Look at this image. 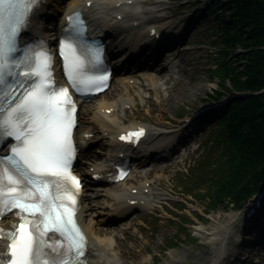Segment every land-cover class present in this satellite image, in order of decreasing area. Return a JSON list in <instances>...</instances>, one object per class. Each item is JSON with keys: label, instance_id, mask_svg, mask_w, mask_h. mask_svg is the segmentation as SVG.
I'll return each instance as SVG.
<instances>
[{"label": "snow or ice", "instance_id": "1", "mask_svg": "<svg viewBox=\"0 0 264 264\" xmlns=\"http://www.w3.org/2000/svg\"><path fill=\"white\" fill-rule=\"evenodd\" d=\"M39 4L0 0V144L12 140L0 153V215L15 210L17 218L0 226L8 241L0 264H86L87 238L75 218L82 185L72 171L77 105L55 82L46 42L20 40ZM66 21L60 47L67 77L77 92L99 91L110 74L87 67L101 61V48L84 43L78 9ZM142 132L129 130L121 139Z\"/></svg>", "mask_w": 264, "mask_h": 264}, {"label": "rangeland", "instance_id": "2", "mask_svg": "<svg viewBox=\"0 0 264 264\" xmlns=\"http://www.w3.org/2000/svg\"><path fill=\"white\" fill-rule=\"evenodd\" d=\"M189 1L147 0L146 4L143 5L147 8V14L151 12L157 19L165 17L174 21L178 17V13L175 11H180L178 10L179 7H187ZM214 6L216 5L204 6L206 13L199 22L194 23L189 34L182 41V52L178 66L172 71L160 70L161 81L165 84L162 88L158 86L159 93L156 88L151 87L147 84V81H142L140 78L136 79L128 90H125V86L121 85L118 77L114 76L110 89L101 97L113 100L117 95H121L131 99V107L124 109V112L119 114L120 120L124 122L147 121L155 131H158L162 129L161 126L166 123V119H173V116L183 114L189 106L201 101L214 90L222 92L223 86L229 88L228 83L222 85L217 77L211 76L210 72V67H212L215 60V48L209 43L213 36L211 26L214 22V17L209 9H213ZM229 58L232 59V55ZM149 87H151L150 90ZM243 90H245V94H253L246 89ZM96 99H98L96 102L92 101L87 104L94 106L100 101V98ZM84 109L81 108V118ZM85 114L83 113V116ZM212 122L203 125L200 130L193 133L189 143V147L193 151L188 153L186 150V153L189 154L187 158H185V153L182 158L176 155V157L166 162L167 168L163 173L158 171V173L151 172L149 174L150 178L155 179V184L157 179H160L158 186L154 185L159 193L156 198L157 206L155 210L137 211L136 214L139 217L130 220V217L135 215L131 214L128 220L116 226L109 223L115 226L111 235L119 243V246L115 249L118 253V264H212L213 257L217 254L219 240L212 242L207 238V232L212 230L213 226L220 225L227 220V215L232 214L233 205L229 203L208 210L206 197L195 195L197 196L196 201H191L190 195L184 194L179 196L188 199L187 202L182 201L185 203V207L180 211L173 207V205H176L174 203L176 202L174 200L176 198L175 188H179L175 185L179 182L180 175L176 171L180 172L184 168L182 172L187 176L184 180L192 178V175L186 169L188 165L192 167L194 160L198 158L202 150L201 144L204 146V150L209 149L212 145V134L207 138L205 135L208 134L206 129L212 128ZM199 141H201V144L197 146ZM209 156L205 160H208L205 166L201 167V169L203 168L202 173H200L201 169H194L197 176L206 178V180L201 181L202 183L197 182L198 185H196L200 188V190L196 189L198 192L205 189V183L210 168H212L211 165H213V156ZM142 179V177L133 176L131 181L136 183ZM194 193L197 194L196 191ZM106 201L107 197L105 196L95 200L96 207L94 208V214H92L93 217H105ZM176 206L181 207L180 204ZM170 210L175 213L173 214ZM179 218L186 220L187 230L181 231L179 229ZM197 226L200 227L201 231L197 232L194 229ZM186 232H189V238L185 236ZM100 237L102 236L100 235ZM251 247L254 246L238 247L240 259L232 260L231 256L226 259V262L228 264H232V262L234 264H264V259L260 256H254L253 252L247 253V249L249 251Z\"/></svg>", "mask_w": 264, "mask_h": 264}, {"label": "trees", "instance_id": "3", "mask_svg": "<svg viewBox=\"0 0 264 264\" xmlns=\"http://www.w3.org/2000/svg\"><path fill=\"white\" fill-rule=\"evenodd\" d=\"M217 2L212 9L215 37L209 41L216 64L210 68L211 76L236 89L263 87L264 0ZM219 93L214 90L208 96ZM211 134L217 155L203 195L211 208L238 204L264 176V91L230 99L214 119ZM183 222L178 226L181 231L186 230Z\"/></svg>", "mask_w": 264, "mask_h": 264}, {"label": "bare ground", "instance_id": "4", "mask_svg": "<svg viewBox=\"0 0 264 264\" xmlns=\"http://www.w3.org/2000/svg\"><path fill=\"white\" fill-rule=\"evenodd\" d=\"M73 0H71L72 2ZM85 0H82L84 2ZM100 3H102L100 10L97 11V15L94 16V25L98 29H105L109 28L114 24L121 26H125V23L127 21L126 18H123V15L131 13L134 15L132 18H141L142 17V8L141 4L144 3L143 0H132L131 3H125V2H120L118 5L116 4L118 0H98ZM97 0H95L96 4H99ZM67 2V3H71ZM55 9H59L57 4H54ZM50 11V10H49ZM114 13V14H113ZM119 14V18L116 17V15ZM123 14V15H122ZM122 17V18H121ZM97 18V19H96ZM52 21L55 20V18L51 19ZM51 25L49 29L46 30H41L39 25L35 23H31L29 27V31L25 33V35L34 34V35H44L43 37H46L50 39V32L51 29H56V23L51 22ZM149 68V67H147ZM145 68L143 71L141 70L138 73V77L144 78L145 80L148 81L150 85H152L156 90L158 91L157 87V76L155 75L156 72L160 69L158 66H154L153 69L150 71L149 69ZM124 69H120L118 71L119 73V79L121 83L126 82L125 76H124ZM117 73V75H118ZM159 93V91H158ZM102 100L98 102L95 106H90L86 107V113L89 114L86 117V119L82 118L83 122H88L89 123H94L99 127V130L102 132L104 129L112 130L115 131L117 130L120 126L128 125L132 122H129L125 124L124 122H120L118 119L119 112H122V105L124 103L129 102V99L123 98L122 96L118 95L115 99L113 100H107L101 97ZM167 99V98H165ZM162 102V101H161ZM113 107V111L111 113H105L104 110L107 108ZM109 144V141L108 143ZM87 150V148H86ZM84 150V152H86ZM107 152L103 153L104 159H107L110 157L111 151L109 147L107 148ZM150 160H136L133 162L135 168L133 171H137L138 168H145L147 164L149 163ZM146 179L143 180V185L140 186L142 188L144 186ZM98 185L103 187L101 189L102 192L97 190V188H91V185L89 183L86 184V191L84 192V195L81 198L80 202V208L78 212V217L83 225L84 230L87 233V236L89 237L88 241V249H87V256H88V264H118L119 260L117 258L118 253L115 251V249L119 246L118 240L116 241L112 237V231L115 229V226L111 224H115L114 221H108L105 217H91V214L93 212H90V210H94L93 207H95L94 204V199L97 198L98 196L104 194L105 196L109 197V205H110V213H105V214H115L119 219L123 218V216H126L131 210H129V205L126 201L128 196H124L125 192L122 188H117L119 184H117L114 187H107L105 181L98 182ZM97 186V187H99ZM133 186H129L128 189H130ZM139 188V189H140ZM90 191V192H87ZM104 192V193H103ZM157 192L152 190V196H155ZM150 195V196H151ZM123 196V199H121ZM149 196V197H150ZM148 201V200H147ZM147 201L146 203L142 205H137L135 209L138 210H144L147 206ZM134 209V208H132ZM262 218V224L263 223V216ZM229 220H232V218H229ZM227 221L229 223L230 221ZM2 222H6V220H2ZM111 223V224H109ZM225 225H216L213 226L212 230L207 232L210 240H215L218 237L223 236ZM197 232L201 231L200 227L197 226L194 228ZM97 233V234H96ZM100 235L102 237H100ZM236 240L241 238L240 234H236V231L234 233ZM223 245V244H222ZM223 247V246H222ZM224 250V247L223 249ZM216 261L219 262L221 259V256L218 254L216 256Z\"/></svg>", "mask_w": 264, "mask_h": 264}]
</instances>
